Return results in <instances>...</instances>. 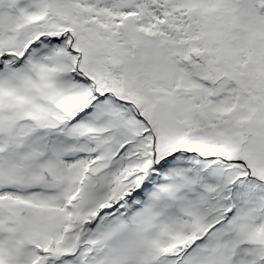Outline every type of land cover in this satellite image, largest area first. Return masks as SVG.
Returning a JSON list of instances; mask_svg holds the SVG:
<instances>
[{
	"label": "snow or ice",
	"instance_id": "obj_1",
	"mask_svg": "<svg viewBox=\"0 0 264 264\" xmlns=\"http://www.w3.org/2000/svg\"><path fill=\"white\" fill-rule=\"evenodd\" d=\"M0 264H264V0H0Z\"/></svg>",
	"mask_w": 264,
	"mask_h": 264
}]
</instances>
